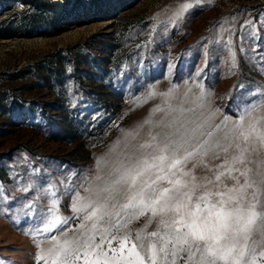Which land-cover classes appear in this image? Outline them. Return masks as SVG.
<instances>
[{
    "label": "rangeland",
    "instance_id": "374dc122",
    "mask_svg": "<svg viewBox=\"0 0 264 264\" xmlns=\"http://www.w3.org/2000/svg\"><path fill=\"white\" fill-rule=\"evenodd\" d=\"M30 1L0 0V264H50L38 256L55 228L33 231L44 225L19 206L72 217L73 189L122 130L159 117L164 94L203 91L204 112L229 125L264 98V0H57L34 21ZM74 12L98 17L71 24Z\"/></svg>",
    "mask_w": 264,
    "mask_h": 264
},
{
    "label": "snow or ice",
    "instance_id": "6c2138e0",
    "mask_svg": "<svg viewBox=\"0 0 264 264\" xmlns=\"http://www.w3.org/2000/svg\"><path fill=\"white\" fill-rule=\"evenodd\" d=\"M164 95L159 117L122 130L123 139L73 189L72 217L58 222L51 205L19 206L25 222L36 216L44 225L33 231L56 230L39 260L264 264V98L246 104L229 125V117L215 124V113L204 112L203 91ZM221 158L216 168L206 164ZM201 167L210 175L198 176ZM141 218L144 226L133 231ZM69 221L78 227H65Z\"/></svg>",
    "mask_w": 264,
    "mask_h": 264
},
{
    "label": "trees",
    "instance_id": "16d2710c",
    "mask_svg": "<svg viewBox=\"0 0 264 264\" xmlns=\"http://www.w3.org/2000/svg\"><path fill=\"white\" fill-rule=\"evenodd\" d=\"M77 1L78 0H75V2H77ZM30 2H31V6L33 5V8H35L34 11L30 14V16H32V21H34L35 18L43 17L44 16V15H42V13L44 11L43 9L45 7H47L49 4H51V5L61 4L57 0H31ZM66 2H68V0H65L63 2V4H64L63 6H66V4H65ZM2 4H3V2H0V5H2ZM47 15L49 16L48 20L53 21V23H54V13L51 14V12H49ZM97 17L98 16H97L96 12L92 13V15L74 12L67 21L70 22L71 24L78 25V24L86 23L89 20V18L94 19ZM55 24L56 23H54L53 25H55ZM4 35H7V32L5 30L0 31V37H3ZM60 78H62V77H60V75L57 74V79H60Z\"/></svg>",
    "mask_w": 264,
    "mask_h": 264
}]
</instances>
